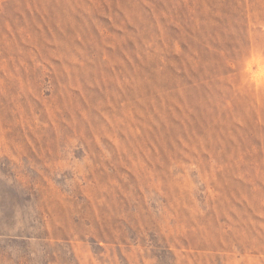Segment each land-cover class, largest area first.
I'll return each mask as SVG.
<instances>
[{"label":"rangeland","instance_id":"rangeland-1","mask_svg":"<svg viewBox=\"0 0 264 264\" xmlns=\"http://www.w3.org/2000/svg\"><path fill=\"white\" fill-rule=\"evenodd\" d=\"M264 0H0V264H264Z\"/></svg>","mask_w":264,"mask_h":264},{"label":"snow or ice","instance_id":"snow-or-ice-1","mask_svg":"<svg viewBox=\"0 0 264 264\" xmlns=\"http://www.w3.org/2000/svg\"><path fill=\"white\" fill-rule=\"evenodd\" d=\"M262 63H264V60H262ZM262 77H264V72H262ZM262 84H264V79H262Z\"/></svg>","mask_w":264,"mask_h":264},{"label":"clouds","instance_id":"clouds-1","mask_svg":"<svg viewBox=\"0 0 264 264\" xmlns=\"http://www.w3.org/2000/svg\"><path fill=\"white\" fill-rule=\"evenodd\" d=\"M261 72H264V68L261 69Z\"/></svg>","mask_w":264,"mask_h":264}]
</instances>
